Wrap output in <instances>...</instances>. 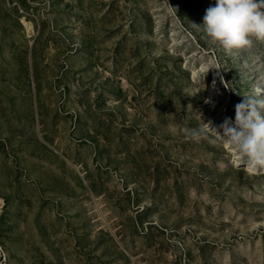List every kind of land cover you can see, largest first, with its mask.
Returning a JSON list of instances; mask_svg holds the SVG:
<instances>
[{
    "label": "rangeland",
    "instance_id": "rangeland-1",
    "mask_svg": "<svg viewBox=\"0 0 264 264\" xmlns=\"http://www.w3.org/2000/svg\"><path fill=\"white\" fill-rule=\"evenodd\" d=\"M214 4L0 0V264H264L224 131L264 116V42L213 43Z\"/></svg>",
    "mask_w": 264,
    "mask_h": 264
},
{
    "label": "clouds",
    "instance_id": "clouds-1",
    "mask_svg": "<svg viewBox=\"0 0 264 264\" xmlns=\"http://www.w3.org/2000/svg\"><path fill=\"white\" fill-rule=\"evenodd\" d=\"M264 0H215L198 27L225 51L248 48L264 42ZM259 101L252 97L236 105L235 127L224 125L225 136L253 166H264V116L257 111Z\"/></svg>",
    "mask_w": 264,
    "mask_h": 264
}]
</instances>
